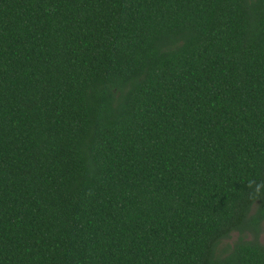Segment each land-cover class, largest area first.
<instances>
[{
  "label": "trees",
  "instance_id": "trees-1",
  "mask_svg": "<svg viewBox=\"0 0 264 264\" xmlns=\"http://www.w3.org/2000/svg\"><path fill=\"white\" fill-rule=\"evenodd\" d=\"M263 233L264 0H0V264H264Z\"/></svg>",
  "mask_w": 264,
  "mask_h": 264
},
{
  "label": "rangeland",
  "instance_id": "rangeland-1",
  "mask_svg": "<svg viewBox=\"0 0 264 264\" xmlns=\"http://www.w3.org/2000/svg\"><path fill=\"white\" fill-rule=\"evenodd\" d=\"M237 236H235V238H236ZM261 241H262V243L264 244V233H263V235H262V237H261Z\"/></svg>",
  "mask_w": 264,
  "mask_h": 264
}]
</instances>
